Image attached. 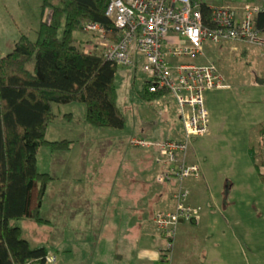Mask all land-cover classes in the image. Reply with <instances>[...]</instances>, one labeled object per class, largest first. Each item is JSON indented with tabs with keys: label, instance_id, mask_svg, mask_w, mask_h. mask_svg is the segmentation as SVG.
I'll return each instance as SVG.
<instances>
[{
	"label": "rangeland",
	"instance_id": "374dc122",
	"mask_svg": "<svg viewBox=\"0 0 264 264\" xmlns=\"http://www.w3.org/2000/svg\"><path fill=\"white\" fill-rule=\"evenodd\" d=\"M205 1L218 4L223 0ZM41 3L42 0H0V54L13 48L22 31L37 37L36 28L41 19L51 17V8L47 7L42 13ZM62 30L61 26L60 33ZM75 34L85 39L88 45L99 41L96 34L86 30H76ZM234 42L237 47L230 40L221 44L208 39L200 56L217 61L225 75L234 79L236 84H253L247 80L256 73L264 76L263 46ZM198 57L192 59L199 61ZM29 67L34 69V61L29 63ZM144 81L142 74L135 78L133 68L118 64L117 100L126 116L123 127L92 124L86 118L87 106L83 101H75V107L72 104L55 105L58 117L50 123L47 137L67 136L75 139V143L71 149L56 152L49 146H42L38 151L39 168H46L54 175L48 183L41 207L42 215L52 223L31 218L12 220L22 226L24 236L33 246L47 247L54 261L46 264H159V258L156 261L143 259L139 253L144 247L161 248L169 244V238L161 233L152 219L153 212L165 206L163 195L166 196V191L164 183L158 181L157 188L162 192L159 202L151 200V191L139 195L140 201L142 197L148 198L144 203H134L133 198L127 196V186L134 190L127 178L133 176L135 166L132 161L140 157L146 159L142 154L147 152V149L139 150L130 138L134 133L145 136L142 126L153 130L157 138L174 136L177 132L171 131L170 126L182 127L183 120L179 118L175 99L166 110L164 105L157 106L155 101L144 97ZM67 111H72L71 118L66 117ZM258 133V129L254 131L253 138L257 141ZM254 143L257 149L259 143ZM52 151L56 153L54 156ZM260 163L264 164V159ZM142 175L147 174L144 172ZM166 185L171 184L167 182ZM244 222L261 225V221L254 217L244 218ZM238 226L234 224V228ZM239 228L245 229L246 225ZM192 230V240L198 245L192 250L199 249V242H211L214 238V234H208L206 226L202 230ZM240 233L245 239L250 237L249 240L254 241L249 231ZM232 235L230 230L225 233L228 240ZM194 256L199 264L202 260L206 263L205 254L195 253ZM250 257L255 260L262 255L254 248Z\"/></svg>",
	"mask_w": 264,
	"mask_h": 264
},
{
	"label": "trees",
	"instance_id": "16d2710c",
	"mask_svg": "<svg viewBox=\"0 0 264 264\" xmlns=\"http://www.w3.org/2000/svg\"><path fill=\"white\" fill-rule=\"evenodd\" d=\"M109 1L42 0V13L50 7L51 17L41 19L36 28L37 37L22 31L13 48L0 54V264L48 263L50 254L47 247L33 246L24 236L22 226L12 220L31 218L52 223L42 215L41 207L48 183L54 175L39 168L38 151L42 146H49L52 150L71 149L75 143V139L69 137H47L50 123L58 117L55 105L60 107V104L83 101L87 106L86 118L92 124L123 127L126 123V116L117 100L118 64L107 57L97 43L90 47L85 44V39L75 34L76 30H85V22L90 20L113 26V19L106 14ZM238 1L223 0L221 3ZM258 3L260 8L254 12L253 19L256 27L264 29V0ZM212 10V4L205 1L202 5L204 23L214 27L217 23L212 17ZM32 61L34 69L29 67ZM157 93L149 90V82L144 84L143 95L147 99L154 100ZM170 98V101L174 99ZM176 110L179 112L177 107ZM71 116L72 113L66 115L67 118ZM262 134L264 145V126ZM189 148L186 153L180 154L186 162ZM261 158L262 161L264 158ZM179 161L166 163L164 170L177 166ZM261 175L264 179V171ZM188 177L180 179L178 176L167 178L155 175V180L164 183L165 187L167 182L179 185L171 194L175 204L153 212L155 225L159 211L175 209L176 193L187 188L185 180ZM165 191L167 193V188ZM187 201L199 207V204L188 200V195ZM199 212L190 219L182 220L192 221ZM157 228L169 238L166 247L158 248L159 264H174L176 228L172 235Z\"/></svg>",
	"mask_w": 264,
	"mask_h": 264
},
{
	"label": "crops",
	"instance_id": "0c3cea01",
	"mask_svg": "<svg viewBox=\"0 0 264 264\" xmlns=\"http://www.w3.org/2000/svg\"><path fill=\"white\" fill-rule=\"evenodd\" d=\"M234 4L239 6L238 12L242 15L243 9H240L242 3L238 1ZM229 40L236 47L237 44L234 41L243 42L237 39H227V41ZM224 42L226 40L222 43ZM200 55L195 56H199L198 62L210 60L207 56L201 57ZM167 57L173 63L182 60V58L194 60L190 56L171 58L170 55H167ZM216 63L218 65L217 61ZM218 66L222 71L220 64ZM137 75L139 76L135 72V78ZM226 77L228 84L212 88L208 92L207 103L210 108L211 131L207 135L196 137L186 155L188 162L201 164V174L197 177L192 176L191 179L188 177L185 180L188 200L199 204L201 210L194 220H182L178 223L173 250L174 264H199L195 259V253L206 255V263L205 260H202L201 264H212V260L214 264H264V224L262 223L264 221V179L261 175L264 167L261 166L262 158L259 157L260 155L264 158V145L262 144L264 76L256 73L252 79L247 80L253 84H236L234 79L229 78L228 75ZM166 97L162 102L153 101L157 106L164 105V109L168 110L173 100L170 101V97ZM71 104L75 107V102ZM65 113L71 114L72 111ZM179 118L182 121L181 115ZM257 129L260 133H258V141L253 138L254 131ZM170 130L176 131L177 134L157 138L153 130L143 128V126L141 128V131L146 133L142 132L145 134L142 137L150 141L151 145L147 152L142 154L146 159L140 157L132 161L135 166L132 169L133 176L127 177L134 188L132 191L130 186H127V196L133 198L134 203L148 201L146 197L139 200V195L143 196L144 191L153 192L151 200L155 202H159L161 198V189L157 188L158 181L154 178L156 173L166 168L165 163L157 162L158 158H166L164 151L159 146L160 142L166 138L181 139L184 137L183 125L182 127L171 125ZM135 135L138 133L132 134L130 139L132 140ZM254 141L259 143L257 149H255ZM53 152L55 151H52V156L56 154ZM144 172L147 175H142ZM170 184L167 187L164 186L167 188L166 196L163 195L165 206L175 204L171 194L179 187L177 182ZM252 217L261 221L259 227L255 223L246 224L244 222V218ZM234 224L237 226L246 225V228L240 229L239 226L234 228ZM204 226L208 228V234L210 232L214 234V238L211 242H199V249L192 250L193 247H198L197 241L192 240L194 232L192 229L202 230ZM227 230L233 232L231 240L225 237ZM240 231H249L254 236V241L249 240L250 237L245 239ZM254 248L262 255V258L251 259L250 254L253 253ZM139 256L143 259L149 258L156 261L159 251L156 247H144Z\"/></svg>",
	"mask_w": 264,
	"mask_h": 264
},
{
	"label": "built area",
	"instance_id": "2783aa9c",
	"mask_svg": "<svg viewBox=\"0 0 264 264\" xmlns=\"http://www.w3.org/2000/svg\"><path fill=\"white\" fill-rule=\"evenodd\" d=\"M258 1L239 0L242 15L234 3L212 4V17L217 23L214 27L204 23L202 5L205 0H110L106 14L113 19V26L95 20L85 22V30L99 37L96 43L107 57L144 76L149 90L158 92L154 97L156 102H162L166 96L177 102L184 137L163 140L160 147L166 158H158L157 162L180 161L177 166L156 173L159 177L183 179L200 174L201 164L188 163L180 154L186 153L193 139L211 131L208 92L228 84L216 61L182 58L173 63L167 55L195 57L204 52L208 39L215 43L237 39L261 45L264 55V29L256 27L253 19L254 12L260 8ZM132 143L139 150L151 145L138 135L132 137ZM187 193V188L177 192L175 209L162 210L156 215V225L170 235L175 233L179 221L190 219L200 211V206L187 201ZM48 261H54L52 255L48 256Z\"/></svg>",
	"mask_w": 264,
	"mask_h": 264
}]
</instances>
